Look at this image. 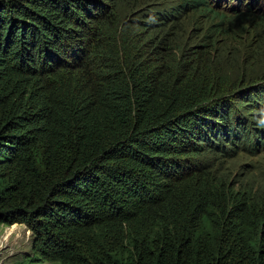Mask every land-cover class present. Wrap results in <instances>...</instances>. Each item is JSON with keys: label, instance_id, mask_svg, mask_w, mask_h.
Here are the masks:
<instances>
[{"label": "trees", "instance_id": "trees-1", "mask_svg": "<svg viewBox=\"0 0 264 264\" xmlns=\"http://www.w3.org/2000/svg\"><path fill=\"white\" fill-rule=\"evenodd\" d=\"M119 1L0 0V225L49 264H264V192L213 161L264 150V77L215 57L257 0Z\"/></svg>", "mask_w": 264, "mask_h": 264}, {"label": "rangeland", "instance_id": "rangeland-1", "mask_svg": "<svg viewBox=\"0 0 264 264\" xmlns=\"http://www.w3.org/2000/svg\"><path fill=\"white\" fill-rule=\"evenodd\" d=\"M167 0H120L118 4L122 16L129 17L139 9H154L158 2L165 5ZM176 2L177 0H172ZM245 2L247 0H244ZM167 3H169L167 1ZM223 5H230L231 0H222L218 4L214 2L215 8L221 9ZM228 13L229 11H225ZM264 0H257L252 10H248L243 15H232V23L237 26L245 25L249 27V31L243 36V45H235L234 43L226 48L220 49L215 53V57H222L223 68L231 76L233 80H243L244 83L250 80H257L264 77ZM192 15V14H191ZM191 15L181 22L182 25L176 26L173 30L176 32L180 41L188 36L192 29L193 22ZM178 23H176L177 25ZM235 31L225 34L226 37L222 42H232L236 40L237 33L240 32L235 26ZM264 126L263 123H260ZM209 158V156H206ZM216 169L220 174H224L232 181L236 182V186L247 185L252 186L264 192V150L261 152L239 151L238 154L229 157L214 158ZM0 225V264H26L31 258L39 260L27 264H49L46 261H40L39 255H36L33 248L32 231L24 223Z\"/></svg>", "mask_w": 264, "mask_h": 264}, {"label": "bare ground", "instance_id": "bare-ground-1", "mask_svg": "<svg viewBox=\"0 0 264 264\" xmlns=\"http://www.w3.org/2000/svg\"><path fill=\"white\" fill-rule=\"evenodd\" d=\"M14 226H16V225H14Z\"/></svg>", "mask_w": 264, "mask_h": 264}]
</instances>
